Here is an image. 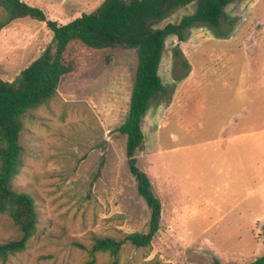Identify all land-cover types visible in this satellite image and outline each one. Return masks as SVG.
<instances>
[{
  "label": "rangeland",
  "instance_id": "obj_1",
  "mask_svg": "<svg viewBox=\"0 0 264 264\" xmlns=\"http://www.w3.org/2000/svg\"><path fill=\"white\" fill-rule=\"evenodd\" d=\"M67 24L104 0H22ZM197 3L160 24L179 23ZM217 28L197 23L170 36L159 68L165 86L143 120L137 155L162 204L151 247L126 246L119 264H250L264 254V0H235ZM45 23L23 18L0 31V79L12 81L52 43ZM176 50L180 54H176ZM71 72L56 97L29 112L14 180L33 196L37 231L0 264H87L93 237L146 231L117 132L129 108L137 53L71 44ZM21 234L0 214V242ZM96 253L94 264H111Z\"/></svg>",
  "mask_w": 264,
  "mask_h": 264
},
{
  "label": "trees",
  "instance_id": "obj_2",
  "mask_svg": "<svg viewBox=\"0 0 264 264\" xmlns=\"http://www.w3.org/2000/svg\"><path fill=\"white\" fill-rule=\"evenodd\" d=\"M235 0H104L90 13L67 24L49 20L43 10L22 0H0V31L19 19L30 18L46 24L53 33L52 43L38 58L24 68L14 80L0 79V214H6L20 231V238L0 242V261L6 263L26 250L37 231L39 215L32 195L19 192L14 180L23 165L24 149L20 136L27 114L48 105L72 65L66 60L71 44L91 50L115 48L135 50L137 65L123 123L116 129L126 137V158L139 197L149 211L146 231L125 234L120 238L93 237L89 250L94 264L96 253H108L111 264H119L126 246L151 247L161 228L162 204L152 182L138 166L137 155L145 146L143 120L151 101L164 92L159 68L168 37L185 40V32L194 24L214 28L226 17L225 7ZM197 3L196 10L179 23L160 24L178 11ZM176 54L180 51L176 50ZM264 243V231H263ZM250 264H264V254Z\"/></svg>",
  "mask_w": 264,
  "mask_h": 264
}]
</instances>
